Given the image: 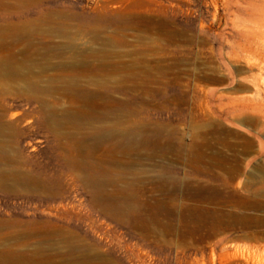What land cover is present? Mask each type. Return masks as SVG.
I'll return each mask as SVG.
<instances>
[{"label": "rangeland", "instance_id": "1", "mask_svg": "<svg viewBox=\"0 0 264 264\" xmlns=\"http://www.w3.org/2000/svg\"><path fill=\"white\" fill-rule=\"evenodd\" d=\"M220 1L0 0V264H264V182L248 179L253 166L264 175V154L217 98H255L264 73L238 49L249 47L233 28L244 11ZM233 51L240 62L227 60ZM206 72L224 82L201 81ZM194 90L214 109L209 121ZM252 114L249 130L264 135ZM235 160V177L215 167Z\"/></svg>", "mask_w": 264, "mask_h": 264}, {"label": "bare ground", "instance_id": "2", "mask_svg": "<svg viewBox=\"0 0 264 264\" xmlns=\"http://www.w3.org/2000/svg\"><path fill=\"white\" fill-rule=\"evenodd\" d=\"M183 1H185V0H183ZM209 1V0H208ZM219 0H212V2H213V6L216 8L215 10H217V2H218ZM223 1V0H222ZM222 1H220V2H222ZM188 2V1H187ZM200 2H201V0H194V3L193 4H195V6H197L198 7V5H200ZM203 2H204V0H203ZM211 2V3H212ZM224 2H225V4L227 5V8H228V10H229V12L231 13V14H233V15H235V17H238L239 15H241V11H244V14L247 16V17H245V18H242L241 16V18H242V20L240 21V20H238V21H240V23L239 24H236L235 25V27H233V28H235V30H244V36L247 38V40H248V45H249V47H245V46H239V52L240 53H244V55H245V57H246V63H247V67H249L251 70H250V72H252V71H254V73H255V71H260L261 72V75L264 73V0H224ZM242 2L243 3H247L248 4V6H246L245 5V7L244 6H242ZM179 3V2H178ZM180 3H181V1H180ZM186 3V2H185ZM210 3V2H209ZM188 4V3H187ZM192 4V5H193ZM202 4V3H201ZM177 5V4H176ZM190 6V5H189ZM210 6V5H209ZM208 7V6H207ZM206 7V8H207ZM185 8V7H184ZM191 8V7H190ZM194 8V7H193ZM203 8V7H202ZM225 8V7H224ZM204 9V8H203ZM213 9V8H212ZM187 9H185V11H186ZM191 10H192V8H191ZM207 10V9H206ZM228 10H226V11H228ZM177 11H178V13H180V14H182V12H183V9H182V7H177ZM196 11H198L197 9H196ZM225 11V12H226ZM190 12V11H189ZM193 12V11H192ZM210 12H212V11H210ZM225 12H223V13H225ZM218 13V12H217ZM216 13V14H217ZM185 14V13H184ZM193 14V13H192ZM197 14V13H196ZM204 14H205V12H203L201 9L199 10V12H198V14H197V16H193L194 18H193V20H195V21H200L202 18H203V16H204ZM210 15H212V14H210ZM214 15V14H213ZM220 15V14H219ZM186 16V15H185ZM222 16H224V15H222ZM215 17H216V15H215ZM227 17V16H226ZM187 18V17H186ZM186 18L184 19L185 21H186ZM191 18V17H190ZM189 18V19H190ZM205 18H206V16H205ZM204 18V19H205ZM208 18H209V16H208ZM208 18H206L207 20H208ZM217 18V17H216ZM210 19V18H209ZM227 19V18H226ZM231 19H233V18H231ZM191 20V19H190ZM189 20V21H190ZM206 20V21H207ZM230 20V19H229ZM223 18H218V20L216 21L217 22V25L221 28L222 26H223ZM232 21V20H231ZM230 21V22H231ZM200 22H202V21H200ZM208 22V21H207ZM206 22V23H207ZM234 22H236V20L234 21ZM187 23H189V22H187ZM228 24H229V22H228ZM188 25V24H187ZM198 25V24H197ZM202 25V24H201ZM203 26V25H202ZM215 26V25H214ZM224 26H226L227 27V25H225L224 24ZM190 27V26H189ZM204 28V27H203ZM232 28V27H231ZM163 29V28H162ZM180 29H181V27H180ZM199 29V28H198ZM197 29V30H198ZM213 29V28H212ZM164 30V29H163ZM217 30V29H216ZM224 30V29H223ZM226 30V29H225ZM200 31V30H199ZM208 31V30H207ZM211 31H213V30H211ZM218 31V30H217ZM237 32V31H236ZM202 33V32H201ZM205 33V32H204ZM212 33H214V32H212ZM224 33V32H223ZM231 33V32H230ZM239 33V32H238ZM241 33V32H240ZM199 34V33H198ZM205 34H207V32L205 33ZM235 34V33H234ZM202 35H204V34H202ZM220 35V34H219ZM165 36V35H164ZM186 36V35H185ZM189 36V35H188ZM204 36H206V35H204ZM226 36V35H225ZM184 37V34H183V32H181L180 30H177V28H175V33H174V35L172 36V38L170 39V41H172V43H175L176 44V47L178 46V43H180V41H181V43H182V40L183 39H181V38H183ZM198 37V36H197ZM217 37V36H216ZM227 37V36H226ZM243 37V36H242ZM206 38V37H205ZM208 38V37H207ZM234 38V37H233ZM196 40H197V38H196ZM195 40V41H196ZM209 40V39H208ZM231 40H232V38H231ZM234 40H235V38H234ZM184 41L186 42V43H188V45L189 46H191L193 43H194V40H193V38H185L184 39ZM205 41V40H204ZM215 41V40H214ZM197 42V41H196ZM195 42V43H196ZM210 42V41H209ZM224 42H225V39H224ZM236 42V41H235ZM245 42H246V40H245ZM199 43V42H198ZM202 43V42H201ZM204 43V42H203ZM206 43V42H205ZM212 43V42H211ZM229 43V42H228ZM216 44V43H215ZM218 44V43H217ZM231 44V43H230ZM251 44H254L253 46L255 47H253L252 48V45ZM205 45V44H204ZM207 45V44H206ZM181 46V45H180ZM196 46V45H195ZM200 46V45H199ZM198 46V47H199ZM219 46V45H218ZM238 46V45H237ZM247 46V45H246ZM192 47V46H191ZM208 47V46H207ZM209 47H210V45H209ZM232 47H234V46H232ZM218 48V47H217ZM194 49V48H193ZM196 49H197V46H196ZM202 48H200L199 50H201ZM207 49V48H206ZM225 49H226V47H225ZM177 50V53L179 52L178 51V49H176ZM203 50V49H202ZM202 50H201V52H202ZM210 50V49H209ZM227 50H228V48H227ZM233 50V49H232ZM238 51V50H237ZM195 52V51H194ZM200 52V51H199ZM200 52V53H201ZM212 52V51H211ZM215 52H216V50H215ZM224 52H225V50H224ZM205 53H207V52H205ZM218 53V52H217ZM217 53H215L216 55H217ZM221 55H222V48H221V50H220V52H219ZM167 55V54H166ZM194 55V54H193ZM201 55H203V53L201 54ZM241 54H239V53H237V52H235V51H233V53H230V54H227L226 56H227V60L228 61H230V62H235V61H237V62H240L241 60H242V57L240 56ZM219 56V55H218ZM201 57V56H200ZM210 57V56H209ZM216 56H214L213 58H215ZM203 58H204V55H203ZM208 58V57H207ZM217 58V57H216ZM226 58V57H225ZM205 59V58H204ZM211 60H213V59H211ZM216 60H218V59H216ZM214 62H215V59L213 60ZM222 61V60H221ZM224 61V60H223ZM170 62V61H169ZM207 62H209V60H207ZM210 62H212V61H210ZM173 63V62H172ZM242 63V62H241ZM245 63V62H244ZM170 64H171V62H170ZM239 64V63H238ZM206 65V64H205ZM211 65V64H210ZM217 65V64H216ZM224 64H222V66H223ZM207 66V65H206ZM213 66V65H212ZM226 66V65H225ZM231 66H232V64H231ZM238 66V65H237ZM218 67V66H217ZM227 67V66H226ZM221 68V67H220ZM228 68V67H227ZM234 68V67H233ZM239 68V67H238ZM248 68V69H249ZM255 69H257V70H255ZM217 70V69H216ZM220 70V69H219ZM228 70H230V69H228ZM225 71V70H224ZM234 71H235V69H234ZM240 71H241V69H240ZM244 71H246V69L244 70ZM244 71H242L244 74L246 73V72H244ZM222 72V71H221ZM236 72V71H235ZM239 72V71H238ZM213 73H214V71H213ZM226 73V72H225ZM221 74H223V73H220V76H221ZM240 74V73H239ZM243 74V75H244ZM251 74H253V73H251ZM258 74H259V72H258ZM224 75V74H223ZM226 75V74H225ZM224 75V76H225ZM236 75V74H235ZM241 75V74H240ZM247 75H249V72H248V74H246L245 76L247 77ZM176 76V75H175ZM201 76H203L202 78V80L201 81H204V82H207V83H216V84H221V83H223L224 81H223V79L222 78H220L219 76H216V75H214V74H209V73H204V75H201ZM228 76V75H227ZM238 76V78H239V75H237ZM253 76V75H252ZM199 77V76H198ZM198 77H196L197 78V80H198ZM231 77V76H230ZM260 77V76H259ZM258 77V78H259ZM233 78V77H232ZM234 78H236V77H234ZM241 78V77H240ZM248 78V80H249V77H247ZM247 78L246 79H244V81H246L247 80ZM257 78V77H256ZM251 79V78H250ZM255 79V78H254ZM234 80L235 79H233V82H234ZM258 80V79H257ZM261 81H262V79H260ZM250 81H248V83H249ZM254 82V85H253V83H252V85H253V90L254 91H256V96H255V98H249V97H242V98H228L229 100H230V103H228V104H225V103H223V99H224V93H226L227 91H225V92H223V94H222V92H219V95H217V98L218 99H220L221 100V102H220V104H219V108H220V111L221 112H224V110L225 109H229V108H232V109H234L235 111H238L239 113H238V115L236 114V116H237V118L235 119V118H232V120H230L229 118V120L228 121H231V124L232 125H235V128H236V126L237 127H239V130H240V128L242 129V130H245V132H247V130H248V133L250 134L251 132L253 133L254 132V134H257L256 136H254L255 137V139H257L258 140V143H259V149H260V152L257 150V152H259V153H261L262 155L264 154V143H263V140L261 139V137L264 139V135H262L258 130H249L250 129V127H249V125H251L252 124V122H253V120L254 119H252V118H250V117H247L248 116V114L250 115V112H252L253 114V116H255L254 114H256V116H257V119L260 121V122H263V125H264V84H261L260 83V81L258 82V81H253ZM245 83V82H244ZM262 83H263V81H262ZM226 84H227V82H226ZM208 85H211V84H208ZM213 85V84H212ZM245 85H246V83H245ZM251 85V86H252ZM196 86V85H195ZM217 86V85H216ZM215 86V87H216ZM220 86V85H219ZM219 86H217V87H219ZM224 86H225V84H224ZM227 86V85H226ZM235 86V85H234ZM215 87H213V89L215 88ZM221 87V86H220ZM195 88V87H194ZM209 88H210V86H209ZM208 88V89H209ZM223 88H225V87H223ZM222 88V89H223ZM218 89V88H217ZM221 89V88H220ZM227 89V88H226ZM216 90V89H215ZM215 90H209V92L207 93V97H215L214 96V93H215ZM235 90H237V92L238 91H242V90H251V87H249V85L248 86H243V88L242 87H235L234 88V91ZM229 91V90H228ZM204 92V91H203ZM202 92V93H203ZM230 92V91H229ZM201 93V92H200ZM205 93V92H204ZM230 93H232V92H230ZM233 93H236V92H233ZM232 93V94H233ZM252 93V92H251ZM247 94V93H246ZM194 95L197 97V98H199V102H201L200 104L203 106V109H204V111L206 110L207 112H205V113H207V114H205L204 116H206L207 117V119H208V121L210 120V118H211V116L213 117V111H214V109L213 108H211L210 107V105H209V102L208 101H205L206 102V106L204 105L205 103H204V100L202 101V99H201V96L198 94V93H196V91L194 90ZM231 95V94H230ZM249 95V94H248ZM242 95H240V97H241ZM244 96H245V94H244ZM205 97V96H204ZM227 97V96H226ZM225 97V98H226ZM192 98V97H191ZM203 98V97H202ZM192 99H194V98H192ZM196 99V98H195ZM227 99V100H228ZM207 100V99H206ZM194 101V100H193ZM213 101V100H212ZM217 102V101H216ZM215 102V103H216ZM194 103V102H193ZM214 103V104H215ZM212 104V103H211ZM200 106V105H199ZM212 106V105H211ZM217 105H215L214 107H216ZM196 107H198V106H196ZM217 108V107H216ZM219 108H217V109H219ZM200 109V108H199ZM211 109H213V111H211ZM202 110V109H201ZM230 110V113H231V109H229ZM234 111V112H235ZM228 112V111H227ZM217 115H218V113H217ZM220 115V114H219ZM214 116H215V114H214ZM221 116V115H220ZM236 116H234V117H236ZM251 116V115H250ZM252 116V117H253ZM232 117V116H231ZM220 117H218V118H216V119H219ZM222 118V117H221ZM225 118V117H224ZM224 118H222V119H224ZM253 118H255V117H253ZM206 119V118H205ZM206 119V120H207ZM221 119V120H222ZM226 119H227V116H226ZM221 122H223V121H221ZM224 122H226V121H224ZM223 122V123H224ZM209 123L210 122H208V127L209 128H211L210 129V131L209 132H211V134H212V136L213 137H215V138H217L218 136H220V135H222L223 133H224V130L222 129V127H220L219 126V124L217 123V124H215V125H213V124H211L210 123V126H209ZM230 123V122H229ZM256 123V122H255ZM259 123V122H258ZM230 124V125H231ZM206 125V124H205ZM224 125V124H223ZM222 125V126H223ZM227 125V124H226ZM229 125V126H230ZM260 125V124H259ZM228 126V125H227ZM233 127V126H232ZM263 128V127H262ZM233 129H234V127H233ZM264 129V128H263ZM238 130V129H237ZM207 131V132H208ZM263 132V131H262ZM251 133V134H252ZM210 134V133H209ZM248 134V135H249ZM251 136V135H250ZM253 136V135H252ZM219 139V138H218ZM254 139V138H253ZM233 141V140H232ZM255 142H256V140H254ZM218 142H219V140H218ZM132 144V143H131ZM207 145V143H199V144H194V151H196L195 152V154L197 153V155H195L194 157V161L195 160H198V159H200V158H202L203 156L201 155V154H203L202 153V148L203 147H205ZM152 147H154V146H152ZM257 147H258V145H257ZM230 152V151H229ZM228 152V153H229ZM256 152V153H257ZM260 154V155H261ZM205 155V154H204ZM207 155V154H206ZM253 155H255V154H253ZM259 155V156H260ZM213 156V155H212ZM258 156V155H257ZM258 156V157H259ZM205 157V156H204ZM264 157V156H263ZM248 158V157H247ZM250 158H254V156H251ZM261 159H264V158H262V157H260ZM214 159V158H213ZM212 159V160H213ZM249 159V158H248ZM247 159V160H248ZM256 159V158H255ZM259 159V158H258ZM201 160V159H200ZM209 160V159H208ZM212 160L210 161V163H209V166L211 167H213L214 165V163L212 164L211 162H212ZM250 160V159H249ZM252 160H254V159H252ZM260 160V159H259ZM232 161V160H231ZM256 161V160H255ZM255 161H252V162H255ZM202 162H204L203 160H202ZM224 162V161H223ZM249 163H251V162H249ZM239 161L238 160H235V165H232V166H228V165H226V162H224V163H222V162H216L215 163V167H222L223 168V170L224 171H226V173H227V175H231V176H233V177H235V175L238 173V171H239ZM255 164H256V162H255ZM264 164V163H263ZM196 165H197V163H196ZM205 165V164H204ZM203 165V166H204ZM206 165H207V163H206ZM221 165V166H220ZM253 165V164H252ZM257 165H258V163H257ZM209 166L208 167H205V168H201L202 167V165H201V167L200 168H198V167H196L197 168V171H199V172H202V173H210V172H212V170L211 169H209ZM249 166V165H248ZM245 168H247L246 166H244ZM249 167H251V166H249ZM213 169V168H212ZM244 169V168H243ZM249 169V168H248ZM262 169V168H261ZM90 170V169H89ZM245 170H247V169H245ZM220 171V170H219ZM213 172H214V170H213ZM216 173V172H215ZM262 173H263V171H262ZM262 173L256 168V166H253L252 168H251V172L250 173H248L250 176H249V178L248 179H252V178H256V179H258L259 180V184L261 185V184H263V182H264V175H262ZM214 174V173H213ZM220 175H221V173H219ZM215 176V175H214ZM217 176V175H216ZM232 177V178H233ZM240 177H241V175H240ZM85 178L88 180V182L89 183H91V184H93V185H95V186H97L98 187V189L100 190V188H101V185L99 184V182H98V178L96 177V175L93 173V172H86L85 171ZM231 178V179H232ZM247 178H245V179H247ZM238 181H239V177H238V179H237ZM251 181V180H250ZM241 182H243V180L241 181ZM245 182V181H244ZM257 182V181H256ZM253 183H254V181H253ZM251 184L250 182H249V185L251 184V185H254V184ZM164 184V183H163ZM166 184V183H165ZM240 184V183H239ZM264 187V186H263ZM242 188V187H241ZM244 189V188H243ZM263 190V189H262ZM127 191V190H126ZM245 191H246V189H245ZM251 191V190H250ZM124 192V191H123ZM125 193V192H124ZM133 194V193H132ZM125 195H127L126 193H125ZM102 198V197H101ZM168 204V203H167ZM164 206L166 205V204H163ZM168 206V205H167ZM108 207H109V205H108ZM113 207V206H112ZM166 207V206H165ZM131 208V207H130ZM129 208V210H131ZM163 208V207H162ZM167 209H168V207H166ZM134 209V208H133ZM168 211V210H167ZM113 212H114V216H116V217H118L119 219H121V220H124V218H125V214H124V212H123V210L122 209H120V208H114L113 209ZM172 212V211H171ZM171 212H170V214H171ZM171 217H173V216H171ZM134 224V223H133ZM126 225H128V224H126ZM6 260V259H5ZM11 261H13V259L11 258L10 259V263H11ZM16 262V261H15ZM87 262V261H86ZM4 263V262H3ZM17 263V262H16ZM74 263V262H73Z\"/></svg>", "mask_w": 264, "mask_h": 264}]
</instances>
